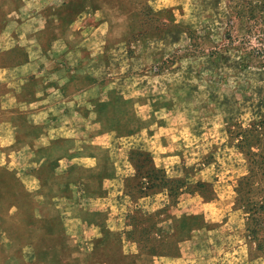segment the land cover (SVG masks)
Here are the masks:
<instances>
[{"label": "crops", "instance_id": "1", "mask_svg": "<svg viewBox=\"0 0 264 264\" xmlns=\"http://www.w3.org/2000/svg\"><path fill=\"white\" fill-rule=\"evenodd\" d=\"M64 1L0 0L4 22L22 21L24 36L17 47H0L7 61L10 54L23 55L0 63V130H9L0 152L4 166L24 183L31 214L47 224L42 229L53 238L63 231L36 256L44 264H191L183 255L148 249L125 251L118 259L97 257L93 249L115 241L129 245L122 231L131 225L118 216L130 173L121 152L146 151L156 169L177 171L201 153L208 137L213 142L226 132L223 119L206 125L195 117L197 97L208 96L221 110L226 96L218 95L209 67L200 72L203 63L150 71L141 56L163 49L158 40L142 43L131 58L125 38L136 31V14L117 0L103 1L97 24L90 8L67 23L52 15L49 7ZM147 3L175 11L191 26L222 11L219 4L195 0ZM1 212L0 234L15 250L22 245L19 224L4 221ZM215 264L252 262L248 250L238 247Z\"/></svg>", "mask_w": 264, "mask_h": 264}, {"label": "rangeland", "instance_id": "2", "mask_svg": "<svg viewBox=\"0 0 264 264\" xmlns=\"http://www.w3.org/2000/svg\"><path fill=\"white\" fill-rule=\"evenodd\" d=\"M103 1L65 0L49 11L67 23L90 8L97 24ZM117 1L125 12L136 14V31L125 38L131 58H137L142 43L158 40L163 49L141 56L150 71L167 72L189 62L194 67L203 63L200 72L209 67L211 83L226 98L221 95L224 105L216 110L211 106L213 99L196 96L195 117L206 125L223 119L226 132L214 135L213 142L208 137L201 153L185 159L173 173L156 171L149 156L122 151L130 173L118 216L131 225L122 231L129 245L115 241L95 247L93 254L118 259L125 251L148 249L183 255L191 264H215L223 253L244 247L252 264H264V0H195L222 7L219 15L196 26L169 8L153 10L147 0ZM4 16L0 4V47H17L24 42L22 21L8 24ZM9 33L16 39H8ZM7 58L0 52V63L7 64L20 61L23 55L17 52ZM7 134L3 126L0 150ZM28 199L24 183L4 166L0 152V210L4 221L19 224L15 232L22 242L13 250L5 234H0V264H44L36 252L51 247L63 232L57 231L53 238L43 230L47 224L31 214Z\"/></svg>", "mask_w": 264, "mask_h": 264}, {"label": "trees", "instance_id": "3", "mask_svg": "<svg viewBox=\"0 0 264 264\" xmlns=\"http://www.w3.org/2000/svg\"><path fill=\"white\" fill-rule=\"evenodd\" d=\"M192 33V32H191ZM129 151L131 152V154H137L138 156H149L150 157V155H149V153L148 152H146V151H143V150H140V149H129ZM151 158V157H150ZM151 161H152V159H151ZM154 169L156 170V171H159L160 169H156L155 167H154Z\"/></svg>", "mask_w": 264, "mask_h": 264}]
</instances>
